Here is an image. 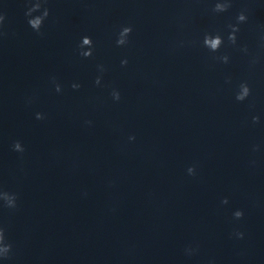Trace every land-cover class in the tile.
Instances as JSON below:
<instances>
[{"label": "clouds", "instance_id": "1", "mask_svg": "<svg viewBox=\"0 0 264 264\" xmlns=\"http://www.w3.org/2000/svg\"><path fill=\"white\" fill-rule=\"evenodd\" d=\"M48 0H26V10L24 15L27 17V23L31 27L33 31H35L39 35H43L41 32V29L44 25V21L49 17L50 10L48 7H46ZM232 7V0H216L214 3V6L212 8V12L214 14H220L228 12ZM35 13H39L37 15H34ZM6 19V14L0 13V37H4L7 35L6 32L3 31V24ZM248 21V15L246 14V10L240 11L236 16V22L230 23L227 25V28L229 29L227 33V43L232 46H236L238 43V36L237 34L240 31V25L243 23H246ZM133 29L130 25L122 26L120 30L117 32V38H116V45L117 46H126L129 44V37L132 33ZM202 44L205 48L208 49L210 53H217L221 49L222 46L225 45V37L221 35L219 32L212 33V32H206L203 36ZM180 46H184V42L182 41L180 43ZM94 50V43L91 37L89 36H83L81 38V42L79 44V55L88 58L93 55ZM241 50L245 53L248 52L247 46H243ZM214 60L219 61L223 64L229 63V56L227 54H222L219 56H214ZM258 58L253 57L250 61V65L254 66L257 64ZM128 64L127 59L121 60V65L126 66ZM97 68L101 75H98L95 78V84L97 86L101 85L102 76L103 73L106 71L104 65H97ZM53 81H55V78H53ZM226 83H231V77L226 78ZM73 89H79L81 87L78 83H73L71 85ZM55 90L57 92H61V86L57 83L55 86ZM251 95V88L247 81H242L239 83L236 93H235V99L239 102L245 101L249 96ZM111 96L114 101H119L121 99L120 92L117 89H113L111 92ZM29 102H31L29 100ZM45 116L42 113H36V119L42 120ZM259 116H253L252 122L253 124L259 123ZM87 124L91 125V121H86ZM129 140L133 141L135 140V136H129ZM12 148L14 151L23 153L25 151L24 146L20 141H15L12 145ZM255 150V149H254ZM187 173L190 176L196 175V169L195 166H190L187 168ZM17 194L10 193L8 191L0 190V201L3 202V207L8 209H15L17 207ZM222 203L227 204L228 200L225 198L222 200ZM243 211L242 210H236L233 213V216L235 219L239 220L243 218ZM235 236L239 239H242L244 236L243 232H236ZM12 251V245L11 243L7 242L6 236H5V229L3 227H0V260H5L10 257V253ZM186 251L191 254V249H186Z\"/></svg>", "mask_w": 264, "mask_h": 264}]
</instances>
